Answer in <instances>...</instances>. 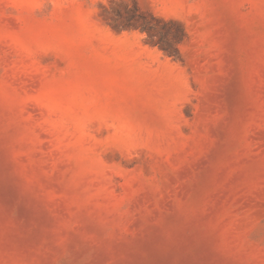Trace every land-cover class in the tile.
<instances>
[{"label":"rangeland","instance_id":"obj_1","mask_svg":"<svg viewBox=\"0 0 264 264\" xmlns=\"http://www.w3.org/2000/svg\"><path fill=\"white\" fill-rule=\"evenodd\" d=\"M0 264H264V0H0Z\"/></svg>","mask_w":264,"mask_h":264},{"label":"trees","instance_id":"obj_2","mask_svg":"<svg viewBox=\"0 0 264 264\" xmlns=\"http://www.w3.org/2000/svg\"><path fill=\"white\" fill-rule=\"evenodd\" d=\"M153 27H149L147 30L150 31L152 30ZM185 31L184 29H182L180 31V33H178L177 35H175V38L179 37V40H182V38H184L185 36ZM157 44L161 47V50L167 55V56H171L174 58H177L179 55V51L178 49H170L169 45L166 43H163L162 41H158Z\"/></svg>","mask_w":264,"mask_h":264}]
</instances>
